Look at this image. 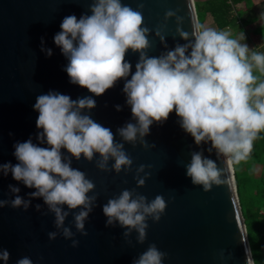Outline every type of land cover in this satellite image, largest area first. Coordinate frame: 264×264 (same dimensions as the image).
Here are the masks:
<instances>
[{
	"label": "clouds",
	"instance_id": "1",
	"mask_svg": "<svg viewBox=\"0 0 264 264\" xmlns=\"http://www.w3.org/2000/svg\"><path fill=\"white\" fill-rule=\"evenodd\" d=\"M143 8V0H139L136 9L122 0H90V15L82 14L79 19L75 15L64 17L54 43L68 61L65 71L69 82L92 95L75 100L55 91L38 95L34 104V111L39 113L37 143L32 138L16 143L14 156L18 163L0 164V174L11 173L15 181L35 189L24 199L19 195V187L9 185L14 199H0V209L10 206L27 211L32 200L42 199L48 211L43 212L40 204L35 209L43 215L54 214L56 231L48 233L51 241L62 235L73 241L72 247H77L79 242L73 239L71 227H65V221L70 212L80 209L72 218L73 224L77 232L87 236L85 221L96 206L97 196L88 195L95 184L84 172L72 167L73 160L83 157L92 162L98 155L96 167L101 172H127L133 160L125 151V143L133 147L139 143L147 149L145 137L150 134V127L163 124L175 111L180 127L195 144L210 143L207 151H215L226 165L225 171L216 161L205 158L203 152L191 153V162L185 165L186 174L193 185L209 192L213 185L231 187L228 169L249 158L254 141L264 132V54L242 43L243 33L233 38L228 30L217 31L194 20L189 33L182 27L184 18L178 15L179 9H169L163 24L155 29V36L168 49L164 33L168 21L174 18L173 39L178 36L185 43H176L159 56H149L152 45L148 37L152 30L144 26ZM129 50L139 56L134 73L126 60ZM41 52L48 57L53 54L45 47L43 38ZM120 80H124L123 94L132 116L130 122L117 128L121 141L118 143L110 128L86 113L96 107L93 96L103 95ZM115 108L122 110L120 105ZM110 160L114 161L111 168ZM141 173H145L144 165L136 169V184L140 188L149 178ZM166 207L161 195L149 201L135 189H125L109 199L102 212L105 226L126 229L123 236L131 245L128 238L133 231L137 233V243L145 242L148 219L159 222ZM220 255L223 257L222 252ZM166 256L151 244L132 264H163ZM246 256L247 264H255L251 249H246ZM9 259L10 253L0 248V260L6 264ZM17 264H32V260L23 257Z\"/></svg>",
	"mask_w": 264,
	"mask_h": 264
},
{
	"label": "water",
	"instance_id": "2",
	"mask_svg": "<svg viewBox=\"0 0 264 264\" xmlns=\"http://www.w3.org/2000/svg\"><path fill=\"white\" fill-rule=\"evenodd\" d=\"M138 2L122 0L133 9L138 7ZM143 3L144 26L152 30L148 37L152 45L147 53L149 56H159L176 43H185L178 36L173 39L174 18L168 21L164 33L168 49L155 36V29L163 24L167 10L179 9L178 15L184 18L183 29L191 33V21L197 22L193 0H143ZM89 7L90 0H0V164L18 163L14 156L16 143L29 138L37 143L39 113L34 111V104L38 95L55 91L74 100L92 95L87 89L69 82L65 71L68 61L54 43L64 17L75 15L79 19L82 14L90 15ZM41 38L45 47L52 50L51 57L41 52ZM138 58V54L130 50L126 54L133 73ZM123 85L124 80H120L103 95L93 96L96 107L86 113L97 123L110 128L118 143L121 141L116 134L117 128L130 122L132 116L126 105ZM116 105L122 110L116 111ZM178 121L173 111L163 124L154 123L145 137L149 144L147 149L139 143L135 147L125 143V151L133 160L132 168L127 172H101L96 167L98 155L92 162L83 157L79 161L73 160L72 167L84 172L95 184L94 191L88 195L97 196L96 206L85 221L87 236L77 232L73 224L72 218L80 209L70 212L65 221V227H71L73 239L79 242L75 248L73 241L62 235L54 241L49 240L48 233L56 231L54 214L43 215L36 211V204L41 205L43 212L48 211L42 199L32 200L27 211L10 206L0 209V248L10 253L6 264H17L23 257L30 258L32 264H132L133 259L151 244L167 254L163 264H247L246 249L250 247L233 168L228 169L232 179L230 188L213 185L205 192L202 186L193 185L185 168L191 162L192 152H203L205 158L216 161L225 171L226 165L223 158H217L215 151H207L210 143L197 146ZM63 154L68 155L67 152ZM113 163L109 161V168ZM140 165L145 166L149 177L142 188L137 187L135 179ZM9 185L19 187V195L24 199L35 190L15 181L11 173L0 174V199H14ZM125 189H135L149 201L161 195L167 203L159 222L148 219L143 244L137 243L134 231L128 238L131 240L129 245L123 236L126 229L119 225L105 226L102 206ZM64 210L68 211L66 206ZM0 264L5 262L0 260Z\"/></svg>",
	"mask_w": 264,
	"mask_h": 264
},
{
	"label": "trees",
	"instance_id": "3",
	"mask_svg": "<svg viewBox=\"0 0 264 264\" xmlns=\"http://www.w3.org/2000/svg\"><path fill=\"white\" fill-rule=\"evenodd\" d=\"M238 5H243V8ZM194 6L199 24L203 25L206 16H210L212 28L222 31L227 27H240L239 18L250 4L249 0H204L195 2ZM255 165L262 170L259 178L250 175ZM232 168L252 258L255 264H264V216L260 214L264 209V132L254 141L249 158Z\"/></svg>",
	"mask_w": 264,
	"mask_h": 264
},
{
	"label": "crops",
	"instance_id": "4",
	"mask_svg": "<svg viewBox=\"0 0 264 264\" xmlns=\"http://www.w3.org/2000/svg\"><path fill=\"white\" fill-rule=\"evenodd\" d=\"M250 7L245 10L239 18L240 27L237 33L235 29L224 28L222 31H231L233 38H239L243 33L245 40L241 41L246 43L251 50H255L264 54V0H249ZM239 8H243L240 5Z\"/></svg>",
	"mask_w": 264,
	"mask_h": 264
},
{
	"label": "rangeland",
	"instance_id": "5",
	"mask_svg": "<svg viewBox=\"0 0 264 264\" xmlns=\"http://www.w3.org/2000/svg\"><path fill=\"white\" fill-rule=\"evenodd\" d=\"M200 1H204V0H193V3L200 2ZM239 6L240 5H238V7ZM211 24H212V20H211L210 16H206V18H205V20L203 22V26L204 27H211L212 28ZM234 29H235V33H237L238 29L236 27ZM230 33H231V31H230ZM254 74L258 75V72H255ZM243 168H246V167H243ZM261 174H262V170H261V167L259 165L253 166L251 168V170H250V175L252 177H254V178H259Z\"/></svg>",
	"mask_w": 264,
	"mask_h": 264
},
{
	"label": "built area",
	"instance_id": "6",
	"mask_svg": "<svg viewBox=\"0 0 264 264\" xmlns=\"http://www.w3.org/2000/svg\"><path fill=\"white\" fill-rule=\"evenodd\" d=\"M260 214H261L262 216H264V209H262V210L260 211Z\"/></svg>",
	"mask_w": 264,
	"mask_h": 264
}]
</instances>
